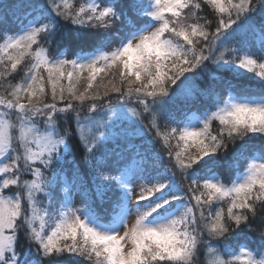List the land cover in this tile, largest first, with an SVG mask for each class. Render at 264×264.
Wrapping results in <instances>:
<instances>
[{"label":"snow or ice","instance_id":"6c2138e0","mask_svg":"<svg viewBox=\"0 0 264 264\" xmlns=\"http://www.w3.org/2000/svg\"><path fill=\"white\" fill-rule=\"evenodd\" d=\"M21 7L0 0V264H264V0Z\"/></svg>","mask_w":264,"mask_h":264},{"label":"trees","instance_id":"16d2710c","mask_svg":"<svg viewBox=\"0 0 264 264\" xmlns=\"http://www.w3.org/2000/svg\"><path fill=\"white\" fill-rule=\"evenodd\" d=\"M22 2L23 0H5V2H3L4 5L8 6L5 14L8 16L11 23H17L18 20L23 18V13L25 9L21 7ZM0 11H4V9H0ZM258 237L261 238L259 234L256 232L254 235V238H256L254 244L256 245L262 244V242L257 243ZM258 245L256 247H259Z\"/></svg>","mask_w":264,"mask_h":264},{"label":"rangeland","instance_id":"374dc122","mask_svg":"<svg viewBox=\"0 0 264 264\" xmlns=\"http://www.w3.org/2000/svg\"><path fill=\"white\" fill-rule=\"evenodd\" d=\"M81 2H83V0H81ZM19 21V20H18ZM13 24V25H12ZM15 24L16 23H11V25L12 26H15ZM17 82H19V81H17ZM213 131L215 132V129H213ZM158 148H159V145L157 146ZM165 161L167 162V156H165ZM225 210H226V204H225ZM255 233L256 232H249V231H247V230H245L244 232H241L240 233V238L241 239H244V240H247L248 242H250L251 243V245H253V246H257L256 244H254L255 243V240H256V238H254V235H255ZM254 234V235H253ZM258 241H257V243H259V242H262L261 241V238H259L258 237V239H257ZM260 240V241H259ZM261 244H259L258 246H260Z\"/></svg>","mask_w":264,"mask_h":264}]
</instances>
